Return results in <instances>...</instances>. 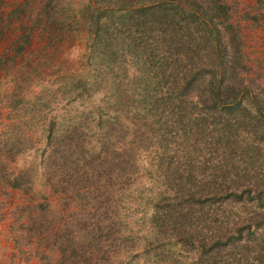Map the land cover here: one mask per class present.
Instances as JSON below:
<instances>
[{
	"label": "trees",
	"instance_id": "16d2710c",
	"mask_svg": "<svg viewBox=\"0 0 264 264\" xmlns=\"http://www.w3.org/2000/svg\"><path fill=\"white\" fill-rule=\"evenodd\" d=\"M228 11L26 0L0 15V39L20 21L0 54V188L24 195L8 231L25 264H264V81ZM33 33L52 53L26 51ZM77 33V65L54 60ZM44 72L54 85L32 93ZM58 101L88 106L55 116Z\"/></svg>",
	"mask_w": 264,
	"mask_h": 264
},
{
	"label": "rangeland",
	"instance_id": "374dc122",
	"mask_svg": "<svg viewBox=\"0 0 264 264\" xmlns=\"http://www.w3.org/2000/svg\"><path fill=\"white\" fill-rule=\"evenodd\" d=\"M24 1L26 0H0V15L7 14L17 4ZM222 2L229 10L232 25L238 29L243 53L250 72L259 76L260 80L264 81V0H222ZM21 19L23 20V16ZM12 21L11 26L6 29L0 39V54L10 46L18 33L17 27L20 21ZM46 43V39L33 33L29 38V45L26 47V51L29 53L41 51L37 54L38 56L47 52L52 53L53 49L46 46ZM54 47L59 48V51L53 55L54 60L62 61L63 64L74 67L84 52L85 39L83 34L78 33L74 37L64 36ZM53 80V76L44 72L36 85L31 87V92H37L42 85H54ZM99 95L95 96V100ZM83 105L88 106V102L80 103L74 101L66 103L65 101H58L52 104L51 114L57 116L65 112L74 113L82 110L84 108ZM5 114V110L1 109L0 131L3 130V124L7 121L5 120ZM32 155L33 151L29 150L20 155L13 156L11 159H7L9 168L14 173H18L30 166H35ZM143 182L146 184L145 181ZM36 184L37 181H35L34 188L37 187ZM141 186L145 187L146 185L144 186L141 183L139 187ZM23 204L24 195L19 190L0 188V264H25L23 258L18 257L17 251H14V245L8 231L9 223L13 221L10 212L13 208L20 207ZM25 248L26 246H22V249ZM27 262V264H39L37 258L34 257H31Z\"/></svg>",
	"mask_w": 264,
	"mask_h": 264
}]
</instances>
